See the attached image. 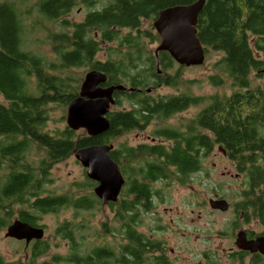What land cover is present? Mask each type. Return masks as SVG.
<instances>
[{
    "label": "trees",
    "instance_id": "trees-1",
    "mask_svg": "<svg viewBox=\"0 0 264 264\" xmlns=\"http://www.w3.org/2000/svg\"><path fill=\"white\" fill-rule=\"evenodd\" d=\"M94 1L0 0V94L4 97L0 101V234L14 217L41 226V213L65 207L91 209L102 203L94 188L77 198L69 192L46 193L51 168L75 149L111 144L120 134L144 130L152 120L204 103L183 130H154L152 134L160 142L132 147L122 144L110 151L125 177L119 197L124 194L131 199L118 198L106 205L118 206L115 211L119 230L129 244L122 241L118 257L107 246L95 245L85 253L73 227L66 223L58 229V234L72 241L65 260L75 264H137L142 257L144 234L136 225L141 210H151L153 199L160 196L155 183L166 179L189 182L216 147L226 151L242 176V187L230 202L235 213L233 227L240 219L250 222L254 218L264 223V0H206L199 14L198 35L205 53H222L209 80L217 86L231 81L230 94L203 96L185 90L158 98L144 88L177 86L179 69L175 74L166 73L175 61L167 51L159 52V65L154 54L149 64L140 69L138 64L144 62L143 37H159L143 30L142 21L156 18L158 11L168 6L196 0H109L101 9L88 10L81 22L63 18L76 6L91 7ZM33 13L39 25L44 20L61 19L60 26L66 30H51L49 36L54 52L60 56L59 63L26 50L25 22ZM125 29L127 32H123ZM113 41H118L116 47L109 45ZM102 42L107 43L108 51L122 58L100 61L96 55L103 49ZM80 65H91L106 73L107 84L131 82L133 88H141L117 92V103L120 97H126L133 106L111 109L107 114L110 129L98 136L80 134L66 125L52 131L46 128L52 106H68L80 89L78 80L74 82L57 70ZM253 72L255 78L251 77ZM147 75L151 77L149 83ZM34 148L45 152L37 165L30 160ZM86 184L92 189L97 182L87 177ZM105 229L111 231L109 227ZM48 248L44 239L35 240L28 259L6 263L0 254V264H35ZM125 254L129 259L123 258Z\"/></svg>",
    "mask_w": 264,
    "mask_h": 264
},
{
    "label": "rangeland",
    "instance_id": "rangeland-1",
    "mask_svg": "<svg viewBox=\"0 0 264 264\" xmlns=\"http://www.w3.org/2000/svg\"><path fill=\"white\" fill-rule=\"evenodd\" d=\"M108 2L109 0H95L91 7L78 5L63 18L81 22L85 19L88 10L101 9ZM35 17L33 13L25 22L27 23L26 50L41 55L48 61L59 63L60 56L54 52V45L49 36H51V30L54 32L66 30L60 26L61 19L54 22L44 20L39 25L35 21L37 20ZM153 22L154 19H144L142 29L155 34L156 29ZM123 32H127V30L125 29ZM152 37H143L144 52L142 58L144 62L138 64L140 69L149 64L148 59L154 55L157 45L160 44L159 37ZM117 42L113 41L109 45L116 47ZM106 47L104 46L98 52L99 60L122 58L121 55L108 51ZM136 55L137 53H135V57ZM221 56L222 53L210 50L205 53L204 62L196 66L183 65L181 67L174 61L166 73L175 74L179 69L177 86L160 84L155 88L152 86L153 89L150 92L147 91L150 87L144 89L149 95L156 98L163 95L178 94L185 90L203 96L222 92L230 94L233 88L231 81L227 80L224 84L217 86L209 80V75L215 73L214 64ZM257 56L263 58L262 54H257ZM91 67V65L73 66L65 70L58 69L57 72L70 76L75 79L74 82L78 80L79 85H81L85 74L92 69ZM251 77L255 78L254 72ZM145 78H147L148 83L151 81V77L148 75ZM0 101H4L1 94ZM204 104L191 106L168 118L153 120L146 129H136L120 134L111 143L115 148L121 147L122 144L132 147L140 143H152L154 130L164 127L183 130L184 126L203 108ZM132 106L133 104L128 98L120 97V102L112 105L111 109H130ZM66 116L67 106L53 105L46 128L52 131L57 128L62 129L65 125L68 126ZM79 133L83 134L86 131L79 129ZM156 142H160L159 137ZM43 153L45 154L41 149L34 148L31 151L30 160L37 165ZM86 180V168L72 153L51 168L49 182L45 184V191L46 193L69 192L77 198L91 190L93 191L94 187L89 189ZM154 187L161 191L160 196L153 199L154 206L151 210H141L136 227L145 236L168 238V246L176 250L178 245H182L184 242L188 243L189 240V264H234L232 257L236 248L234 243L236 232L240 229L253 230L254 232L264 230V225H261L254 218L245 223L239 220L238 226L234 228L232 225L235 219L233 208L225 212L211 208L209 198L224 197L232 203L234 194L242 187V176L238 175L233 162L219 147H216L204 160L202 170L194 174L189 182L180 183L177 180L166 179L155 183ZM123 198L131 199V197L121 194L119 200ZM117 207H110L101 203L91 209L65 207L58 211L41 213L39 224L44 228L43 239L48 243L49 248L47 252L36 259L35 264H75L65 260V256L71 251L72 241L58 234V229L66 223L73 227L78 242L82 243L81 250L85 253L96 245L107 246L116 252L117 257L120 256L124 238L119 230L120 223L116 218L115 208L117 209ZM14 219L16 217L12 221ZM160 226H162V230L159 229ZM105 227L111 228V231L107 232ZM5 232L6 228L0 234V254L4 257L5 262L14 263L28 259L31 246H26L24 240L5 237ZM82 239L84 241H81ZM248 261L249 258L246 257L245 264Z\"/></svg>",
    "mask_w": 264,
    "mask_h": 264
},
{
    "label": "water",
    "instance_id": "water-1",
    "mask_svg": "<svg viewBox=\"0 0 264 264\" xmlns=\"http://www.w3.org/2000/svg\"><path fill=\"white\" fill-rule=\"evenodd\" d=\"M205 3L206 0H196L158 11L153 22L161 38L155 50L158 61L159 52L167 51L179 65L196 66L204 62L205 49L198 35L197 24ZM262 72L264 73V68ZM107 79L106 73L98 69H91L85 74L78 95L67 106L68 127L73 130L83 129L89 136H98L110 129L111 123L107 114L116 102L114 92L134 88L123 83L102 86ZM147 91L150 92L151 87ZM113 148L111 143L94 144L74 150L76 159L86 168L87 177L97 182L94 193L105 205L118 200L125 184V177L110 154ZM219 149L226 154L224 149ZM209 204L212 209L222 212L230 209V202L226 198H209ZM5 237L24 240L28 246L32 240L44 238V228L16 218L6 227ZM236 245L243 250L264 254V235L248 239L246 231H239Z\"/></svg>",
    "mask_w": 264,
    "mask_h": 264
},
{
    "label": "flooded vegetation",
    "instance_id": "flooded-vegetation-1",
    "mask_svg": "<svg viewBox=\"0 0 264 264\" xmlns=\"http://www.w3.org/2000/svg\"><path fill=\"white\" fill-rule=\"evenodd\" d=\"M155 19L156 18H154V21H155ZM156 34L159 35L157 30H156V33L153 35L156 36ZM159 38H160V35H159ZM160 41H161V38H160ZM106 45H107V43H104V42H102V44H101L102 47H104ZM154 54H155V52H154ZM96 56L98 58V55H96ZM100 61L104 62L103 60H100ZM157 64H158V59H157ZM157 64H156V68H157ZM109 85L110 84H107V82H106L102 86L105 87V86H109ZM130 85H131V82H128L126 86H128L130 88V87H132ZM134 90L140 91L141 88L137 87V88H134ZM134 90H125V91H134ZM117 92L118 91L114 92L115 99H116ZM115 104H117V102ZM156 139L157 138L155 136H153L151 142L152 143L155 142ZM238 175H240V174H238ZM213 198H224V197L217 196V197H213ZM240 221L242 223H245V221L242 219H240ZM256 221L259 222L261 225H264V223L261 220L256 219ZM159 229L162 230V226H160ZM242 230L246 231L248 239H253V238H256L257 236L264 235V230H262L260 232H254L253 230L240 229L239 231H242ZM238 232H236V236H237ZM34 242H35V240H32L28 246H32L34 244ZM126 243L129 244V240L125 238L124 244H126ZM234 243L236 245V237H235ZM124 248H123L122 252H124ZM140 248H142V250H143L142 251V257H141V260L137 264H189V240H188V243L184 242L182 245H178L177 250H176L173 247L168 246V238H164V237L154 238L151 236H145L144 235L142 243L140 244ZM246 257L249 258V261L247 264H264V254L263 253H261L259 251L250 252L248 250H243L236 245L235 252L233 253V257H232L234 264H245L244 260ZM123 258L129 259L128 254H125V256Z\"/></svg>",
    "mask_w": 264,
    "mask_h": 264
}]
</instances>
